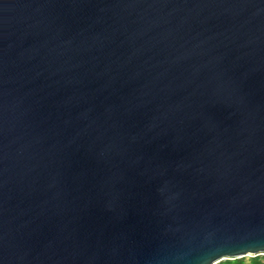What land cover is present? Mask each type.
I'll return each instance as SVG.
<instances>
[{
    "label": "water",
    "instance_id": "1",
    "mask_svg": "<svg viewBox=\"0 0 264 264\" xmlns=\"http://www.w3.org/2000/svg\"><path fill=\"white\" fill-rule=\"evenodd\" d=\"M264 254V0H0V264Z\"/></svg>",
    "mask_w": 264,
    "mask_h": 264
},
{
    "label": "trees",
    "instance_id": "2",
    "mask_svg": "<svg viewBox=\"0 0 264 264\" xmlns=\"http://www.w3.org/2000/svg\"><path fill=\"white\" fill-rule=\"evenodd\" d=\"M216 264H264V254L225 259Z\"/></svg>",
    "mask_w": 264,
    "mask_h": 264
}]
</instances>
